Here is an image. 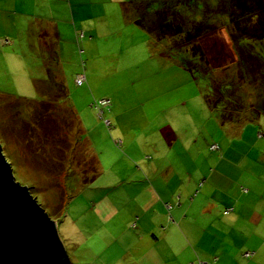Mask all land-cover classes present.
<instances>
[{
	"label": "rangeland",
	"instance_id": "obj_1",
	"mask_svg": "<svg viewBox=\"0 0 264 264\" xmlns=\"http://www.w3.org/2000/svg\"><path fill=\"white\" fill-rule=\"evenodd\" d=\"M149 1L156 9L157 3ZM192 1L199 6L193 12L185 5L175 6V0H168L167 6L198 21L202 5L215 0ZM146 2L134 0L127 14L118 3L96 6L95 10L103 9L100 33L86 32L92 17L60 23L59 41L55 42L61 49L58 62L44 52L36 28L28 25L31 18L27 21L14 15L12 10H18V5L10 9L14 26L0 22L1 151L14 180L26 186L49 218L56 220V232L70 264L104 261L97 255L106 243L101 241L103 236L98 231L96 236L87 235L100 227L93 204L106 186L119 185L129 195L135 185L131 181H140L139 175L132 178L129 173L133 160L128 155L137 148L129 149L130 140L140 135L144 143L155 139L159 146L153 129L166 125L176 112L183 116L181 139L186 132L198 137L195 152L200 156L194 161L201 182L197 186L204 183L207 187L211 179L225 185L230 177L239 178L238 186L250 185L264 172V115L256 117L250 108L259 101L264 83L238 72L226 33V15L211 16L207 23H214L216 29L197 39L205 66L197 56L155 43L132 23L134 10L144 15ZM5 6L0 0V16ZM81 29L83 37L79 36ZM253 45L256 55H264V43ZM77 76L84 77L80 85L75 83ZM209 87L214 91L210 101L220 100L214 111L204 102ZM102 100L108 105L101 106ZM221 115L230 121L221 122ZM249 143L254 148L251 160L238 158L232 164L225 154L226 145L232 151L228 154L241 155L243 145ZM212 145L216 149H210ZM109 198L116 205L117 199L122 200L114 193Z\"/></svg>",
	"mask_w": 264,
	"mask_h": 264
},
{
	"label": "crops",
	"instance_id": "obj_2",
	"mask_svg": "<svg viewBox=\"0 0 264 264\" xmlns=\"http://www.w3.org/2000/svg\"><path fill=\"white\" fill-rule=\"evenodd\" d=\"M127 1L3 0L6 6L1 10L0 22L5 27L14 26L10 9L18 5V10L12 12L19 19L31 18L28 25L36 28L38 42L55 62L61 52L55 43L59 41L60 23L92 17L86 32L100 33L104 30L100 24L103 9L95 7L111 3L123 6ZM121 10L127 14L129 9ZM181 121L183 116L176 112L168 117L166 125L153 129L159 146L155 139L144 143L140 135L132 137L130 147L126 145L129 149L137 146L133 155H128L133 160L128 165L132 178L140 176V181H131L135 185L130 187L129 195L116 184L100 189L102 196L92 208L100 227L87 234L89 238L98 231L103 236L101 241H106L97 252L104 259L100 264H264V172L250 185L238 186L239 178L230 177L225 185L211 179L207 187L204 183L197 186L201 182L194 161L200 156L195 152L198 137L185 131L186 138L182 140ZM248 133L252 134V130ZM252 145L244 144L241 155L228 154L232 151L226 145L225 154L236 165L238 158L251 160ZM202 181L207 180L204 177ZM112 193L122 199H117L118 205L111 202ZM225 210L229 212L224 214ZM55 223L57 226L56 220Z\"/></svg>",
	"mask_w": 264,
	"mask_h": 264
},
{
	"label": "trees",
	"instance_id": "obj_3",
	"mask_svg": "<svg viewBox=\"0 0 264 264\" xmlns=\"http://www.w3.org/2000/svg\"><path fill=\"white\" fill-rule=\"evenodd\" d=\"M153 1L157 3L156 9L153 10L150 7L151 1L147 0L144 15H140L134 10L132 23L147 32L155 43H167L168 50L197 56L206 66L207 61L197 39L216 29L214 23L210 22L212 25L207 23L211 16L226 15V33L235 54L234 63L237 65L238 72L241 70L246 74L245 76L250 75L253 81L258 80L264 83V55L259 53L256 55L257 53L252 51L254 43H264V0H215L212 4L205 3L201 7V18L198 21L186 19L174 11L172 7L167 6L170 4L168 0ZM133 2L134 0H128L122 7L124 9H128L129 6L132 8ZM174 5H185L189 12H193L198 6L192 0H175ZM218 9L222 13L217 12ZM213 93L214 91L210 88V92L205 95L204 100L207 106L214 111L219 106L220 100L218 97L211 102L210 98ZM250 108L256 117L260 114L264 115V92L260 95L259 101L252 104ZM221 117L223 119L225 115H221ZM251 119H254V116L248 120ZM220 121L229 122L230 120Z\"/></svg>",
	"mask_w": 264,
	"mask_h": 264
},
{
	"label": "water",
	"instance_id": "obj_4",
	"mask_svg": "<svg viewBox=\"0 0 264 264\" xmlns=\"http://www.w3.org/2000/svg\"><path fill=\"white\" fill-rule=\"evenodd\" d=\"M0 264H70L55 221L14 180L1 145Z\"/></svg>",
	"mask_w": 264,
	"mask_h": 264
},
{
	"label": "built area",
	"instance_id": "obj_5",
	"mask_svg": "<svg viewBox=\"0 0 264 264\" xmlns=\"http://www.w3.org/2000/svg\"><path fill=\"white\" fill-rule=\"evenodd\" d=\"M79 36L80 37H82V33H80L79 32ZM83 80H84V77L83 76H77L76 78H75V83L77 84V85H80L82 82H83ZM100 105L101 106H107L108 105V101L107 100H102V101H100ZM210 149H216V146L215 145H212L211 147H210ZM229 212V210H225L224 211V214H226V213H228ZM245 256H246V254H245Z\"/></svg>",
	"mask_w": 264,
	"mask_h": 264
}]
</instances>
